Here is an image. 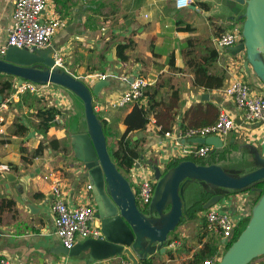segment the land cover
<instances>
[{"label":"crops","instance_id":"obj_1","mask_svg":"<svg viewBox=\"0 0 264 264\" xmlns=\"http://www.w3.org/2000/svg\"><path fill=\"white\" fill-rule=\"evenodd\" d=\"M13 1L0 0V48L6 42ZM191 5L177 10L175 0H48L43 18H58L64 23L50 47L64 54V69L69 74L84 78L87 85L99 81L98 71L103 70L108 77L110 86L104 88L93 102L95 113L101 121H106L108 147L125 131L123 119L132 107L113 109L110 105L127 89L129 78L143 77L151 83L150 87L159 89L165 101L177 94L178 107L172 126L174 136L181 132L184 113L202 103L201 95L207 93L209 100L203 102L214 103L218 111L231 113L235 122L241 124L223 139L225 145L234 148L250 145L264 157V125L246 123L243 112L236 110L224 93L236 77L251 87L261 88L260 91L253 88V91L263 96L264 87L254 75L248 78L241 70L243 54L225 58L215 44V39L226 30L235 25V28L239 27L227 18L237 6L226 0H193ZM186 27L190 30H185ZM117 43L129 45L125 63L116 55ZM213 47L219 55L211 62L208 73L223 74L224 82L220 89L210 91L195 87L193 80L195 64L207 55V49ZM9 78L16 83L17 78ZM46 89L44 94H32L29 98V95L17 94L13 86L11 93L0 95V100L9 99L4 134H0V260L8 259L11 264H120L124 257L88 262L89 251L78 257L58 254L60 243L55 236L51 212L52 182L61 181L67 204L95 205L91 191L86 190L88 182L80 179L82 165L75 159L71 145V135L79 129L81 105L57 86L50 84ZM216 98H220V103L215 101ZM45 106L56 107L61 115L59 122L43 137L37 129L39 120L35 114ZM21 125L25 127L24 131ZM158 131L152 119L146 132L130 136L132 140H142L144 160H139L141 165L153 162L160 170H165L172 158L173 147L171 139L164 138ZM51 141H57L58 145L49 146ZM39 145L44 147L42 155L32 159L31 152ZM212 158L214 161L224 159L221 154ZM3 173H9L10 178L15 177L17 181L8 182ZM30 174L34 176L21 187L18 180ZM132 174L133 171L126 175L127 178ZM233 196L232 200L245 198L249 204L255 194L245 191ZM194 212L169 234L167 251L153 255L148 262L195 264L194 255L209 238L219 247V239L206 229L203 211L197 207ZM81 242L83 240H78L76 244ZM220 249L225 250L221 246ZM251 264H264V259Z\"/></svg>","mask_w":264,"mask_h":264},{"label":"water","instance_id":"obj_2","mask_svg":"<svg viewBox=\"0 0 264 264\" xmlns=\"http://www.w3.org/2000/svg\"><path fill=\"white\" fill-rule=\"evenodd\" d=\"M226 1L237 6L227 18L236 23L242 21L238 28L241 41L231 47L217 46V49L225 58L243 54L241 70L248 78L254 75L264 87V0ZM53 51L52 47L45 50L7 47L4 54H0V76L17 78L16 90L24 82L57 86L81 105L79 129L71 135V145L75 159L82 165L80 179L90 186L102 238L85 240L69 250L60 245L59 255L78 257L89 251L88 262L114 257H124L131 264L148 261L153 255L167 251L169 234L190 217L195 205L201 204L202 209L207 210L221 204L226 197L250 190L260 195L254 203L249 202L248 215L216 264H251L264 259V188H254L264 183V157L255 147L226 146L223 139L216 136L193 138L190 143L212 146L210 155L221 154L224 159L214 161L207 157L202 163L182 160L164 171L153 162H147L156 183L147 209L140 211L136 189L113 162L102 121L93 108L94 100L110 86V81L104 79L87 85L84 78L74 77L64 67L54 66ZM133 80L131 77L127 83ZM253 88L261 89L252 85ZM208 100L207 93L201 95L202 102ZM215 101L220 103V98ZM260 124L264 125V120ZM236 125L241 124L236 120ZM140 160H144V155ZM139 165L136 162L135 167ZM3 175L8 182L17 181L15 177L10 178L9 173ZM33 176L19 179V185L23 187ZM204 195L207 198L203 199ZM220 210L235 214L232 207L222 206Z\"/></svg>","mask_w":264,"mask_h":264},{"label":"built area","instance_id":"obj_3","mask_svg":"<svg viewBox=\"0 0 264 264\" xmlns=\"http://www.w3.org/2000/svg\"><path fill=\"white\" fill-rule=\"evenodd\" d=\"M47 3L48 0L13 1L10 23L6 29L7 38L5 45L0 48V54H4L5 49L10 46L29 50L33 48L45 50L50 47L53 37L63 29L64 23L58 18H43ZM192 3L193 0H175V8L177 10L186 9ZM238 28L228 29L219 35L215 39L216 46L225 48L238 44L241 41ZM52 58L54 59V66L64 67V54L61 51H53ZM96 77L98 80L108 78L101 73H97ZM123 81L125 82L126 79H123ZM150 84L143 77L134 78L133 82L128 84L127 89L116 101L111 103L110 107L121 109L137 103H144V91ZM49 85H35L24 82L16 91L17 94L29 92L42 95L47 92L45 87ZM224 93L233 102L236 110L243 112L246 123H258L264 120V96L255 93L252 87L240 77L233 78ZM8 105L9 99L0 100V134H4L5 114L8 111ZM58 122L59 117L56 116L55 123ZM235 127V117L225 110H219L214 124L190 128L176 136L172 132H166L163 137L171 139L172 142L173 153L170 159L192 161V159H206L210 155L212 146L190 143L191 139L210 136L224 139ZM186 142L190 145H186ZM137 162L140 163V161ZM135 168L131 170L133 174L128 179L136 189L137 205L140 210L144 211L152 199L156 182L148 165L140 164L137 169ZM86 190H90L89 185ZM50 191L55 236L60 245L69 250L74 247L78 240H98L102 238L99 221L95 217L96 210L92 204H67L62 193L61 181L57 179L52 182ZM226 200L227 198H224L221 204L203 210L206 229L219 239V248L220 246L226 248L228 244L230 245L234 240L237 227L248 215V202L245 198ZM222 206L232 207L235 214L222 212L220 210ZM219 248L213 257L195 264H216L225 252V250L223 252ZM0 264L11 263L8 259H1ZM120 264H131V262L125 259ZM138 264L143 263L139 262Z\"/></svg>","mask_w":264,"mask_h":264},{"label":"trees","instance_id":"obj_4","mask_svg":"<svg viewBox=\"0 0 264 264\" xmlns=\"http://www.w3.org/2000/svg\"><path fill=\"white\" fill-rule=\"evenodd\" d=\"M202 6L205 10H208L205 5ZM241 22L242 21H239L237 24H241ZM185 30H190V28L186 27ZM220 30L222 32V29ZM128 48L129 45H123L121 43H117L116 45V55L122 63L128 61V57L125 53ZM207 50L208 53L202 58V61L195 64L193 85L195 87H201L205 90L211 91L220 89L223 86L224 75H211L208 73V67L211 65V62L218 57L219 52L214 47ZM98 73L104 74V71L101 70L98 71ZM2 78L3 76H0V95L5 96L13 91L14 84L10 79H7V77L5 80H2ZM23 95H29V98H31L32 94L26 92ZM143 96L145 100L144 103L132 105L131 110L125 115L123 119L125 131L123 134L111 146L108 147V151L113 162L116 164L118 170L124 175H128L131 170L135 168V164L140 160V156L144 155L142 140H132L130 135L136 132H146L148 126L151 124V120L153 119L154 125L159 128V134L164 136L166 132H172V126L175 121V109L178 107L177 94H173L169 101H165L164 97L161 95L159 89H157L156 86H148L145 89ZM218 112V107L211 102H202L190 107L184 113L182 124L180 126L181 132L183 133L185 130L190 128H199L214 124L217 119ZM60 115L61 111L54 106H45L37 111L35 114V117L39 120L37 129L43 137L46 136L48 130L51 127L56 125L55 117ZM102 124L107 141L108 134L106 131V121L102 120ZM20 128H22V131L25 129L23 125H21ZM53 145H58V142L51 141L49 143V146ZM43 150V145H39L37 149L31 152V158L34 159L42 155ZM22 158L24 162H28L26 157ZM219 158L221 159L222 156ZM179 161L181 160L171 159L166 164L165 169L167 170L168 168L176 166ZM192 161L195 163H202L204 159H192ZM254 188L261 190L264 188V183L255 185ZM252 193L255 195L257 194V196L253 202H251V204L254 203L260 195L258 191ZM205 198H207V195L203 196V199ZM197 207L199 211H203L201 204H197L190 210L191 217L195 213L194 210ZM235 235L236 233L234 236ZM228 246L229 244L226 246L225 251ZM218 248L219 247L216 241L212 238H209L204 244L203 248L194 255V262L199 263L207 258L213 257L218 251ZM142 263L151 264L150 261H142Z\"/></svg>","mask_w":264,"mask_h":264},{"label":"rangeland","instance_id":"obj_5","mask_svg":"<svg viewBox=\"0 0 264 264\" xmlns=\"http://www.w3.org/2000/svg\"><path fill=\"white\" fill-rule=\"evenodd\" d=\"M239 25V24H238ZM235 26H237V25H235ZM235 26H234V28H235ZM10 79V78H9ZM9 108V107H8ZM67 123V122H66ZM225 137V136H224ZM256 196H257V194L254 196V198H253V200L256 198ZM232 197H234V196H230V197H226L227 198V200L228 201H231L232 200ZM253 200H251L250 202H253Z\"/></svg>","mask_w":264,"mask_h":264},{"label":"flooded vegetation","instance_id":"obj_6","mask_svg":"<svg viewBox=\"0 0 264 264\" xmlns=\"http://www.w3.org/2000/svg\"><path fill=\"white\" fill-rule=\"evenodd\" d=\"M209 158H211V156H209Z\"/></svg>","mask_w":264,"mask_h":264}]
</instances>
